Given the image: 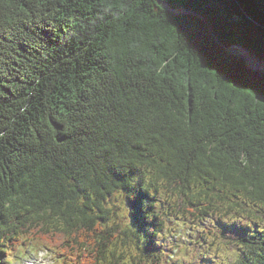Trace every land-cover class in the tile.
Masks as SVG:
<instances>
[{
    "label": "trees",
    "instance_id": "1",
    "mask_svg": "<svg viewBox=\"0 0 264 264\" xmlns=\"http://www.w3.org/2000/svg\"><path fill=\"white\" fill-rule=\"evenodd\" d=\"M159 1L208 25L156 0H0V264H171V218L264 264V72L209 31L264 61V0Z\"/></svg>",
    "mask_w": 264,
    "mask_h": 264
},
{
    "label": "rangeland",
    "instance_id": "2",
    "mask_svg": "<svg viewBox=\"0 0 264 264\" xmlns=\"http://www.w3.org/2000/svg\"><path fill=\"white\" fill-rule=\"evenodd\" d=\"M115 201L117 202L115 204L121 208L118 215L123 217V206L119 201ZM207 224V221L189 223L184 218H171L170 222H167V230L164 231L160 242L164 248H168L167 254L172 248L173 263L171 264H228L226 249L218 243L212 231L206 230L209 227ZM27 260L61 264L52 252H32L31 250L24 252V255L17 254L10 264H25ZM4 261L6 262L5 258Z\"/></svg>",
    "mask_w": 264,
    "mask_h": 264
},
{
    "label": "water",
    "instance_id": "3",
    "mask_svg": "<svg viewBox=\"0 0 264 264\" xmlns=\"http://www.w3.org/2000/svg\"><path fill=\"white\" fill-rule=\"evenodd\" d=\"M157 4L159 6H161L162 8L166 9L168 12L174 14V15H178V14H181V15H191V16H195L197 18H199L200 20H202L206 25L207 22L205 21V19L199 15L198 13L194 12V11H190V10H186V9H183V8H177V9H171V8H167L165 5H163L159 0H156ZM209 31L214 39V41L219 45L221 46L227 53L229 54H232L238 58H241V59H244V57L242 55H240V53H238V51L234 50V48H238V49H242L244 51H246L245 49L241 48V47H238V46H232V47H225L223 46L220 41L217 39V37L214 35L212 29L209 27ZM247 52V51H246ZM256 59V58H255ZM245 60V59H244ZM256 61L259 62V68H252L250 67L246 60H245V63H246V66L248 67V69H251V70H255V71H261V72H264V61L263 60H259V59H256Z\"/></svg>",
    "mask_w": 264,
    "mask_h": 264
},
{
    "label": "bare ground",
    "instance_id": "4",
    "mask_svg": "<svg viewBox=\"0 0 264 264\" xmlns=\"http://www.w3.org/2000/svg\"><path fill=\"white\" fill-rule=\"evenodd\" d=\"M234 50L238 51V53H240V55H242L244 57V59H246L247 64L252 67V68H259V62L256 61L252 56H250V54L242 49H235ZM249 62V63H248ZM254 64V65H251Z\"/></svg>",
    "mask_w": 264,
    "mask_h": 264
}]
</instances>
